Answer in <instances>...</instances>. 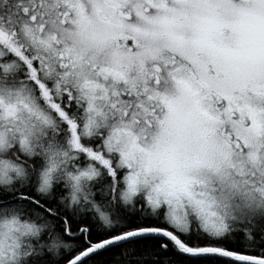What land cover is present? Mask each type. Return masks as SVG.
<instances>
[{"label": "snow or ice", "instance_id": "1", "mask_svg": "<svg viewBox=\"0 0 264 264\" xmlns=\"http://www.w3.org/2000/svg\"><path fill=\"white\" fill-rule=\"evenodd\" d=\"M0 264H264V0H0Z\"/></svg>", "mask_w": 264, "mask_h": 264}]
</instances>
